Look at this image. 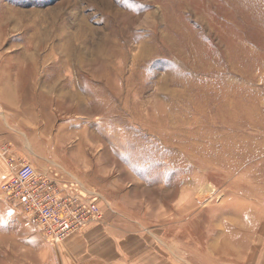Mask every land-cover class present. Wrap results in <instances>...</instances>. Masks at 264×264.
<instances>
[{
    "label": "rangeland",
    "instance_id": "374dc122",
    "mask_svg": "<svg viewBox=\"0 0 264 264\" xmlns=\"http://www.w3.org/2000/svg\"><path fill=\"white\" fill-rule=\"evenodd\" d=\"M0 117L38 172L167 236L156 255L264 264V0H0ZM2 183L16 264L21 218L39 234Z\"/></svg>",
    "mask_w": 264,
    "mask_h": 264
},
{
    "label": "crops",
    "instance_id": "0c3cea01",
    "mask_svg": "<svg viewBox=\"0 0 264 264\" xmlns=\"http://www.w3.org/2000/svg\"><path fill=\"white\" fill-rule=\"evenodd\" d=\"M10 130L9 122L5 124L0 122V182L7 177L3 151L7 150L9 154L18 158L25 156L21 148V140L19 137L16 140L11 139ZM67 172L77 179L70 171ZM110 203L107 201L100 204L103 215L101 222L90 223L80 234L71 236L58 246L46 243L39 235L36 236L30 225L28 226V223L21 218L19 221L21 225L17 230L22 244L19 248L21 256L16 264H182V262L173 263L166 253L161 254L162 256L156 255V248L162 252L164 249L160 246L167 247L165 243L167 236L163 238L156 236L152 231L135 229L131 226L132 221L122 220L118 215L110 213L114 207ZM0 208L4 209V213H10L9 208L2 203Z\"/></svg>",
    "mask_w": 264,
    "mask_h": 264
},
{
    "label": "built area",
    "instance_id": "2783aa9c",
    "mask_svg": "<svg viewBox=\"0 0 264 264\" xmlns=\"http://www.w3.org/2000/svg\"><path fill=\"white\" fill-rule=\"evenodd\" d=\"M7 177L1 184L6 202L21 212L43 241L58 246L80 234L90 223H99L100 195L60 167L38 172L7 150L2 153Z\"/></svg>",
    "mask_w": 264,
    "mask_h": 264
}]
</instances>
